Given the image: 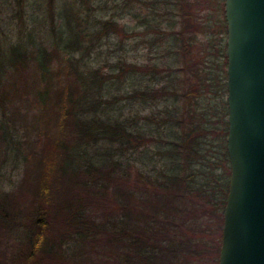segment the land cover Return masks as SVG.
Wrapping results in <instances>:
<instances>
[{
  "label": "trees",
  "instance_id": "16d2710c",
  "mask_svg": "<svg viewBox=\"0 0 264 264\" xmlns=\"http://www.w3.org/2000/svg\"><path fill=\"white\" fill-rule=\"evenodd\" d=\"M87 4L62 5L50 45L28 31L0 47V144L9 132L24 167L16 192L0 191V231L26 216L27 253L12 264H204L228 181L205 155L212 108L201 104L226 90L225 78L187 57L195 33L184 0L178 31L148 29L151 46L171 41L176 68L118 59L102 71L89 56L122 31L109 20L92 29ZM125 77L136 87L123 94Z\"/></svg>",
  "mask_w": 264,
  "mask_h": 264
},
{
  "label": "rangeland",
  "instance_id": "374dc122",
  "mask_svg": "<svg viewBox=\"0 0 264 264\" xmlns=\"http://www.w3.org/2000/svg\"><path fill=\"white\" fill-rule=\"evenodd\" d=\"M70 1L0 0V47L10 46L20 38L24 40V34L28 33V31L32 33L37 32L36 42L38 44L50 45L52 40L51 29L53 26L59 27L57 19L60 8L64 3H69ZM177 1L88 0L86 8H83L82 11L86 15L88 14L87 9L90 11L92 29L96 28L97 22L109 20L115 21L122 31L119 34L104 37L100 44L92 50L89 61L94 66L102 67L101 70L104 72L108 71L110 66L115 64V61L118 59L138 66L146 63H157L161 67L163 66V68L165 66L176 68L173 63V57H170L169 49H172V51L174 49L171 47V41L167 42V38H165L162 47H159V37L157 36L155 46H151L153 33L148 29L152 21L159 26L160 31L163 33L178 31L180 24L177 21L178 9L175 6ZM184 1L187 2L188 7H183L182 11L183 13L191 14V22L194 25L193 33H195L187 57L197 58V63L202 67H206L208 71H211L213 74L215 73V75L221 72L226 84L227 56L225 55L226 57H224L222 55L223 53L226 54L227 40V26L224 16L225 0ZM73 6L76 7V3ZM158 15L161 17H156ZM37 16H41L42 19L39 21L36 18ZM162 37H167V33L163 34ZM57 65V60L52 61V68L55 69ZM125 79L123 90H121L123 94L126 93V90L136 87V84L131 82L132 80ZM131 84L133 85L130 86ZM226 97L227 90L218 91L217 94L209 93V95H205L201 105L207 111H209L208 108H212L209 111L212 130H210L206 137L205 143H207V146L205 147V155L210 163L212 160L216 162L213 167L210 166V168H214V173L229 181V160L228 157L227 159L224 158V149H222V145L224 144L225 152H227V135L223 134V121L227 123ZM224 106L225 111L223 109ZM149 107L147 110L139 112V115L143 116L149 113L153 105ZM4 109L5 107L1 105L0 121L3 120L2 125L7 127L1 116ZM133 113L134 108L133 112H130L128 107L125 108L124 115ZM18 128L20 129L19 126ZM7 134L8 141L3 139L4 142L0 144V191L15 193L23 176L24 167L20 157L16 161L15 145H13L11 138ZM21 136L22 134L18 132L17 137ZM13 220V223L9 222V227L0 231V264H12L17 258L22 260V257L27 253L28 246L25 237L26 216L23 214L15 217ZM220 235L222 239V230L221 232L215 230L214 234L206 235V242L211 244H209L208 249L212 254L203 260L204 264H214L213 257L217 250Z\"/></svg>",
  "mask_w": 264,
  "mask_h": 264
},
{
  "label": "water",
  "instance_id": "95a60500",
  "mask_svg": "<svg viewBox=\"0 0 264 264\" xmlns=\"http://www.w3.org/2000/svg\"><path fill=\"white\" fill-rule=\"evenodd\" d=\"M230 165L218 264H264V0H225Z\"/></svg>",
  "mask_w": 264,
  "mask_h": 264
}]
</instances>
